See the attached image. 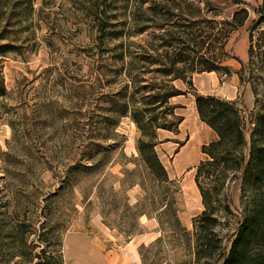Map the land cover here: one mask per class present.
<instances>
[{"label": "rangeland", "instance_id": "rangeland-1", "mask_svg": "<svg viewBox=\"0 0 264 264\" xmlns=\"http://www.w3.org/2000/svg\"><path fill=\"white\" fill-rule=\"evenodd\" d=\"M153 1L161 0H129L124 9L118 0L108 21L116 25L110 29L122 30L123 36L106 39L102 46L94 29L98 22L85 10L89 0H33L32 11H26L19 24L14 16L7 19L10 6L3 7L6 16L0 30L5 32L0 37L6 39L0 43H12L17 50L0 56V78L6 87L0 96V264H5L2 254L18 245V231L25 233L35 252L44 247L60 250L64 264H188L180 233L169 225L171 217L162 215L160 225L151 201L159 191L162 206L173 207L187 232L203 209L195 174L206 159L202 147L214 138L205 135L209 127L199 118L193 94L183 81L173 82L188 93L170 100V105L179 106L175 114L182 118L176 133L157 131L156 151L170 178L162 188L139 160L135 123L128 115L109 112L118 101L116 93L132 80L122 69L130 57L118 62L104 49L122 41L131 43L134 55L164 54L155 49L163 32L159 17L146 11ZM187 1L191 5H183V11L174 8L179 23L188 9L217 23L229 20L238 7L226 5L219 15L197 14L204 8L202 0ZM212 1L223 7L232 0ZM242 1L247 3L248 19L230 34L221 51L228 73H194L192 88L200 95L235 102L242 124L252 128L263 110L253 91L264 100V22L253 29L251 25L257 18L254 8L263 0ZM174 2L180 7L182 0ZM147 17L148 28L137 32L146 26L142 20ZM212 25L200 22L194 31ZM145 65L141 74V63L135 64L132 77L142 76L149 85L165 81L154 70L157 64ZM88 152L101 161L95 169L83 167L92 164L86 159ZM73 166L78 169L70 171ZM240 186L237 180L226 181L233 209L250 197L251 187L244 185L240 198ZM141 211L145 214L139 215ZM228 217L222 216L216 227L222 238L234 227Z\"/></svg>", "mask_w": 264, "mask_h": 264}, {"label": "trees", "instance_id": "trees-1", "mask_svg": "<svg viewBox=\"0 0 264 264\" xmlns=\"http://www.w3.org/2000/svg\"><path fill=\"white\" fill-rule=\"evenodd\" d=\"M120 1L126 9L129 0ZM174 1L161 0L159 3L153 1V5L146 10L150 16L159 17L158 28L163 32L159 35V43L155 49L158 47L162 49L163 55L159 54L155 58L148 53L142 56L134 55L130 50L131 43L122 41L112 48L104 49L111 52L114 60L118 62H123L126 56L130 57L128 66H122V69L132 80L125 83L124 87H127L124 91L116 93L118 101L115 99L109 112L119 117L128 115L135 123L140 132L136 141L139 160L157 187L162 188L170 183V178L156 151L157 131L160 129L177 131L182 118L175 114V109L179 106L170 105V100L191 92L200 120L217 136L215 140L202 147L206 159L199 163L195 174L203 209L193 218L192 231L187 232L180 227L173 207L168 203L162 206L163 200L158 191V196L151 201L154 211L158 212L155 217L160 225L162 215L171 217L169 225L173 231L180 233L181 241L189 254L188 264H264V100L258 97L254 89L255 103H260L263 110L256 114L252 128H248L242 124L240 110L235 102L211 95H200L192 88L194 73L218 72L221 69L228 73V68L222 66L224 57L221 51L230 34L243 26L248 19L249 11L245 6L247 3L232 0L222 7L212 0H202L204 8H199L197 14L205 11L219 15L226 5L235 4L238 7L232 11L229 20L223 19L217 23L205 16L202 17L201 14L198 17L188 9L181 17L182 23H179L174 20V17L178 16L173 13L174 8L183 11V5L190 6L191 2L182 0L179 3L180 7H175L177 4ZM117 2L118 0H89L88 7H85L96 23L98 22L94 29L99 46H102L106 39L120 40L123 36L122 30L110 29L116 25L108 21L109 11L118 9ZM8 5L11 9L7 19L14 16L19 21L16 24H19L26 11L27 13L32 11L33 0H0V21L6 16L5 9ZM254 11L257 18L252 22L251 29L264 22V0L261 6L254 8ZM142 22L146 24L150 20L147 17ZM200 22L213 25L207 29L194 31ZM147 28V24L143 25L137 32H144ZM4 32L5 29L0 30V33ZM0 39L6 37L1 36ZM13 50H17L16 45L9 42L0 43V56ZM216 50L220 52L215 53ZM137 63H141L138 68L141 74L146 72L145 64H157L159 67L154 70L159 76L166 78L165 81H154L155 83L149 85L143 83L142 76L132 77L131 70L135 69ZM177 80L187 84L190 91L178 89L173 84ZM5 94L6 87L0 78V96ZM164 107L165 109H162ZM86 159L91 160L92 164L83 166L84 169H95L96 165L101 163L98 161L100 159L90 152L87 153ZM77 169L78 166L69 168L70 171ZM227 180L240 182L242 191L240 198L245 193L244 185L251 187L249 199L240 206L234 205V209L227 193ZM134 208L138 210L140 204ZM142 214H145L144 211L139 213ZM222 216H229L234 225L225 238L216 232ZM17 234L18 245L14 251L8 250L6 254H2L5 264H10L16 258H19L16 264H64L60 250L54 251L44 247L35 252L36 247L27 242L25 233L18 231ZM8 243L6 242V245Z\"/></svg>", "mask_w": 264, "mask_h": 264}, {"label": "crops", "instance_id": "crops-1", "mask_svg": "<svg viewBox=\"0 0 264 264\" xmlns=\"http://www.w3.org/2000/svg\"><path fill=\"white\" fill-rule=\"evenodd\" d=\"M175 99V98H174ZM163 131H165V130H163ZM166 132H168V133H174V132H171V131H166ZM176 133V132H175ZM200 135H202V133H199ZM175 135V134H174ZM176 135H178V134H176ZM205 135H212V139L213 140H215V138H216V133L212 130V129H210L209 128V130L207 131V130H205Z\"/></svg>", "mask_w": 264, "mask_h": 264}]
</instances>
